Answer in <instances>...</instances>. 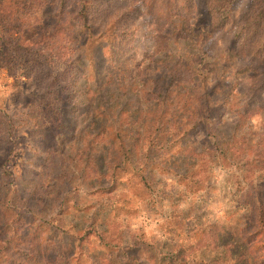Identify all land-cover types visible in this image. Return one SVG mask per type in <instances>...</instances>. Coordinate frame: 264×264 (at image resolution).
Returning a JSON list of instances; mask_svg holds the SVG:
<instances>
[{"label": "rangeland", "instance_id": "rangeland-1", "mask_svg": "<svg viewBox=\"0 0 264 264\" xmlns=\"http://www.w3.org/2000/svg\"><path fill=\"white\" fill-rule=\"evenodd\" d=\"M74 1L0 0V264H264V92L234 25L250 0L222 27L208 0L168 20L89 0V35ZM172 62L187 94L160 101Z\"/></svg>", "mask_w": 264, "mask_h": 264}, {"label": "trees", "instance_id": "trees-1", "mask_svg": "<svg viewBox=\"0 0 264 264\" xmlns=\"http://www.w3.org/2000/svg\"><path fill=\"white\" fill-rule=\"evenodd\" d=\"M153 1V0H150ZM160 1L159 5L156 4V11L155 13L159 16H162L163 19L168 20L170 16H172L176 9L173 10L175 4L174 3H182V10L184 15H188L191 11L192 7V1L191 0H158ZM238 0H208V12L210 13L213 25L216 27H222L225 24L228 23V13L230 8L237 2ZM90 2L89 0H75L74 1V7H75V16L77 20H79L80 26L84 27V30H86V33L89 35L91 34L92 30V16L90 14ZM173 7V8H172ZM121 18H124L122 16ZM108 21L107 18H105V22ZM103 20L101 21V26L104 27ZM236 26H239L237 34H241L239 36L238 40L243 43L250 42L251 39V50L249 54V58L254 59V66L250 70V74L248 75L249 80V95L256 96L260 92H264V0H250L249 7L240 15V18L236 20L235 24ZM103 31V30H102ZM161 39H164L162 36ZM164 48V47H163ZM160 48L154 47V52L159 50ZM177 64L175 62H172L170 66L166 65V74L159 76L154 82V88L157 86V83L160 82L161 85H163V97L160 99V101L166 100V95H170V97L175 98H181L182 96H185V92H181L179 89H186L185 84L189 81L188 76L186 78L182 77L179 78V75L177 74L176 70ZM168 67V68H167ZM167 78V80H166ZM202 88L201 84H196L195 89ZM184 89V91H185ZM143 91V96L150 97L152 95L151 92ZM198 93V92H197ZM169 97V101L172 102L173 99ZM198 98V97H196ZM146 98L145 100H147ZM188 100H191V97L187 95L185 100H182L181 106H187L186 108L189 109L188 111L191 112L190 114H198L197 118L201 116L202 118H206L208 115L207 109L204 107V104L200 102L199 99H197V102H190ZM251 102V100H248ZM109 107V106H108ZM190 107V108H189ZM98 108L102 109L100 106ZM206 109V110H204ZM98 110V109H97ZM205 113V114H204ZM107 111H99L97 113V117L100 121L98 123L99 130L97 133H94V137L100 138L101 141L104 139L110 138V131L109 127L110 124L105 123L103 119L105 116H107ZM110 123V122H108ZM119 130V129H118ZM116 131V130H115ZM121 137H124L125 135L123 133L124 130L121 129ZM116 133V132H115ZM114 136V133H113ZM116 136L119 138V135L116 134ZM122 141V139H120ZM122 146V144L120 145ZM120 165L122 163L120 162ZM112 169V168H111ZM110 169V170H111ZM131 169L137 171L139 168L132 167ZM109 170V171H110ZM105 170L102 174L103 178L106 177Z\"/></svg>", "mask_w": 264, "mask_h": 264}, {"label": "clouds", "instance_id": "clouds-1", "mask_svg": "<svg viewBox=\"0 0 264 264\" xmlns=\"http://www.w3.org/2000/svg\"><path fill=\"white\" fill-rule=\"evenodd\" d=\"M253 122L255 123V118L253 119ZM225 212L226 207L223 203L216 205L213 208L214 216L218 221H223L224 219H226Z\"/></svg>", "mask_w": 264, "mask_h": 264}]
</instances>
